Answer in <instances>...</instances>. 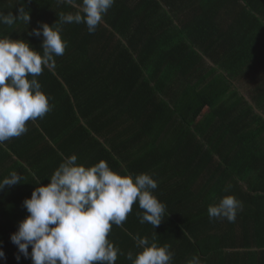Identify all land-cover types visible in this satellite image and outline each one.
Instances as JSON below:
<instances>
[{
    "label": "trees",
    "instance_id": "16d2710c",
    "mask_svg": "<svg viewBox=\"0 0 264 264\" xmlns=\"http://www.w3.org/2000/svg\"><path fill=\"white\" fill-rule=\"evenodd\" d=\"M76 11L58 0H0L5 15H30L0 23V38L42 55L43 36L30 33L56 23L66 41L37 77L51 110L0 144V181L21 176L0 191V264H32L11 235L30 215L23 202L45 178V158L84 152L121 175L127 165L159 180L153 194L166 210L146 235L169 247L171 264H264V0H115L94 33L59 21ZM229 195L242 204L235 221L210 218L209 206ZM132 211L143 215L138 203ZM119 232L122 256L139 234Z\"/></svg>",
    "mask_w": 264,
    "mask_h": 264
},
{
    "label": "clouds",
    "instance_id": "9594fccd",
    "mask_svg": "<svg viewBox=\"0 0 264 264\" xmlns=\"http://www.w3.org/2000/svg\"><path fill=\"white\" fill-rule=\"evenodd\" d=\"M58 2L78 7L75 13H62L61 23H84L88 32L94 33L115 0H81L79 5L76 0ZM17 18L27 24L30 21L29 14L16 17L0 12L2 24L11 26ZM55 25L44 23L30 33L43 36L42 55L24 40L0 38V144L25 134L28 121L51 110L37 77L55 64V56L65 53L66 41ZM77 159L76 155L65 158L50 183L36 187L23 202L30 215L19 223L11 241L24 257H31L32 264H116L122 253L107 237L113 225H123L134 203L143 210L141 223L156 228L163 222L165 205L153 194L158 184L151 175H121L106 161L86 167L78 165ZM20 180L21 176L12 172L0 181V191ZM241 207V202L229 195L210 205L208 215L234 222ZM134 239L142 251L135 258L132 252L127 253L132 264H171L173 253L168 246L150 244L148 237ZM0 258L6 259L2 248ZM188 264L200 261L194 257Z\"/></svg>",
    "mask_w": 264,
    "mask_h": 264
},
{
    "label": "crops",
    "instance_id": "0c3cea01",
    "mask_svg": "<svg viewBox=\"0 0 264 264\" xmlns=\"http://www.w3.org/2000/svg\"><path fill=\"white\" fill-rule=\"evenodd\" d=\"M207 61L210 63L209 60H207ZM239 92H240L241 95H245V91H244L243 88H241V86L239 88ZM256 111L264 116V113L262 111H260V110H256ZM33 137H35V136H33ZM84 153L85 154L82 155V157H79V158H82V159H78V162H77L78 165H84L86 167H91V166H94L95 164L99 163L101 160H103V161L106 160L105 157H101V156H99L97 154L95 155L94 153L93 154L91 153L92 156H90V153L89 154H87L86 152H84ZM168 153H169V151L165 155L169 158V156L167 155ZM165 155H162V156L158 155V156L163 158ZM65 158L66 157L63 155V153H61V155H60V153H58V155L53 153V155H49V156H47L45 158V159H47L46 165L48 166V168L44 172V175H45L44 177L45 178H43V179L39 178L38 179L37 187L41 186V185H47V184L50 183L51 176L53 175L54 171L60 166V164L64 162ZM39 159H41V158L39 157ZM156 167L159 168V166H156ZM124 170H125V175L126 174L127 175L128 174H132L131 169L128 168L127 165L124 166ZM32 174L37 175L36 173H33V172H32ZM158 181L159 180H157V182ZM134 216H135V212L131 211L128 214V217H127L126 221L123 223L122 226H116V225L112 226L111 232L108 234L107 238L113 243V245L115 247L119 248L120 243H121L118 240V237H117V236H121L119 230L127 229V227H129V226L133 227V228H135L137 230V232L139 234L138 236H140L142 238L143 237H148L146 235V233H147V228L149 227V223H147V222L141 223L140 222V217L138 219H136V220H133ZM127 224H129V225H127ZM114 230H116V232H114ZM149 242H150V239H149ZM180 243L181 242H178V246L181 245ZM150 244H151V242H150ZM160 246H165V245H160ZM140 251H142V249L138 248L137 246L132 251H131V249L128 250V252H132L133 253V258H135L136 254L139 253ZM127 253L123 254L122 256H121V254H118V259L116 261V264H132V262L127 259Z\"/></svg>",
    "mask_w": 264,
    "mask_h": 264
},
{
    "label": "rangeland",
    "instance_id": "374dc122",
    "mask_svg": "<svg viewBox=\"0 0 264 264\" xmlns=\"http://www.w3.org/2000/svg\"><path fill=\"white\" fill-rule=\"evenodd\" d=\"M247 88V86H245V88L244 89H246Z\"/></svg>",
    "mask_w": 264,
    "mask_h": 264
}]
</instances>
